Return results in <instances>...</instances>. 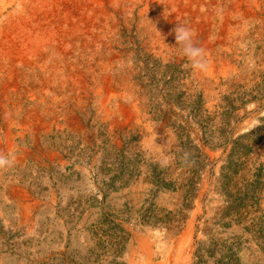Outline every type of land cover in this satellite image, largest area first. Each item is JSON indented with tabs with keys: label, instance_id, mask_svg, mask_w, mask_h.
<instances>
[{
	"label": "rangeland",
	"instance_id": "374dc122",
	"mask_svg": "<svg viewBox=\"0 0 264 264\" xmlns=\"http://www.w3.org/2000/svg\"><path fill=\"white\" fill-rule=\"evenodd\" d=\"M9 2L0 0V18ZM61 3L48 0L40 13L53 15ZM134 21L119 25L116 39L147 119L110 133L91 102L83 135L52 138L63 165L7 173L34 202L20 209L0 200V264H147L139 239L152 242V264H264V39L254 43L251 72L247 47L234 46L243 79H226L210 105L186 62L163 63L142 47ZM68 31L79 45L97 33Z\"/></svg>",
	"mask_w": 264,
	"mask_h": 264
},
{
	"label": "bare ground",
	"instance_id": "6f19581e",
	"mask_svg": "<svg viewBox=\"0 0 264 264\" xmlns=\"http://www.w3.org/2000/svg\"><path fill=\"white\" fill-rule=\"evenodd\" d=\"M58 1L62 3L52 15L40 13L48 0H10L0 18V154L12 158L10 167L0 169V200L13 201L20 209L34 199L7 173L29 164L63 165L52 138L83 135L91 102L110 133L147 119L133 65L116 39L119 25L135 20L142 47L151 56L182 64L186 60L170 33L177 24L191 28L196 45L206 51L208 67L204 72L191 69L190 82L210 91V105L226 90V79H243L242 67L232 55L234 46L247 47L245 68L251 72L254 43L264 39V0H197L193 6L195 0H74L68 6L64 2L69 0ZM73 9L74 16L68 12ZM80 26L96 28V38L88 44L71 42L76 33L68 30ZM191 232L190 228L183 242L185 259L191 252ZM136 250L144 263L152 264V242L139 239ZM132 259L129 264H136Z\"/></svg>",
	"mask_w": 264,
	"mask_h": 264
},
{
	"label": "clouds",
	"instance_id": "9594fccd",
	"mask_svg": "<svg viewBox=\"0 0 264 264\" xmlns=\"http://www.w3.org/2000/svg\"><path fill=\"white\" fill-rule=\"evenodd\" d=\"M174 33V46L177 47L181 56L185 58V68H190L194 72H204L207 70L208 61L206 51L198 47L195 43V32L184 25L177 24L170 34ZM164 38V37H163ZM165 39V38H164ZM12 164L11 154H0V169L10 167Z\"/></svg>",
	"mask_w": 264,
	"mask_h": 264
}]
</instances>
